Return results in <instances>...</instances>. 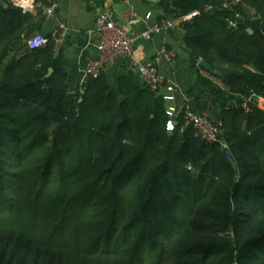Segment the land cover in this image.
<instances>
[{
  "label": "trees",
  "instance_id": "obj_1",
  "mask_svg": "<svg viewBox=\"0 0 264 264\" xmlns=\"http://www.w3.org/2000/svg\"><path fill=\"white\" fill-rule=\"evenodd\" d=\"M3 1L0 264H264V109L244 107L264 96V0L156 2L159 22L197 12L181 27L195 86L219 107L214 143L183 127L184 109L169 133L168 101L139 78L72 89L51 36L24 43L42 11Z\"/></svg>",
  "mask_w": 264,
  "mask_h": 264
},
{
  "label": "crops",
  "instance_id": "obj_2",
  "mask_svg": "<svg viewBox=\"0 0 264 264\" xmlns=\"http://www.w3.org/2000/svg\"><path fill=\"white\" fill-rule=\"evenodd\" d=\"M48 1L56 4V13L53 19H45L40 33L50 37L59 23H65L68 26L66 37L58 43V50L63 53L67 63L72 89L84 87L89 79L85 69L89 60L97 55L99 37L96 32V21L101 13L112 12L114 17L133 35H140L151 29L159 22L158 17L161 13L156 7L157 0ZM132 10L137 15L127 20L125 13ZM148 14H150L149 17ZM181 22V19L175 20L173 28L155 32L149 38H137L134 45V56L117 59L113 65L106 68L103 73L104 77L114 80L115 76L128 75L138 79L136 61L147 62L161 55L159 73L172 82L177 89L176 99L168 101L169 107L190 106L199 112H205L212 120L217 121L219 120V107L215 99L206 88L195 86L196 75L188 66L189 54L186 50L185 34ZM164 50L173 52L174 57L168 59L164 55ZM22 53L26 52L19 50L18 57ZM202 74L209 75L206 71ZM193 86L194 94L190 95L189 90Z\"/></svg>",
  "mask_w": 264,
  "mask_h": 264
},
{
  "label": "built area",
  "instance_id": "obj_3",
  "mask_svg": "<svg viewBox=\"0 0 264 264\" xmlns=\"http://www.w3.org/2000/svg\"><path fill=\"white\" fill-rule=\"evenodd\" d=\"M240 0H230L224 4L225 7L236 5ZM14 6L20 8L24 13H38L42 11V15L46 20H51L55 17L56 4L44 5L41 0H12ZM209 8H211L209 6ZM197 12H193L181 20H190ZM137 13L135 11H127L125 17L131 20ZM148 17L150 14L147 15ZM230 24H235L231 21ZM175 25V20L167 19L157 22L154 26L141 33L140 35L131 34L113 15L112 12L107 11L101 13L96 21V32L99 37L97 44V55L91 58L85 69L87 77H97L104 73L106 68L113 65L117 59L121 57H133L135 41L139 37L149 38L151 34L162 30H169ZM69 28L65 23H59L53 30L51 37L60 43L67 35ZM48 36L39 33L34 34L28 41L27 46L30 49L45 46L48 43ZM164 55L168 59L174 57V53L164 50ZM138 66V78L148 86L151 90L159 93L163 99L172 101L176 99V86L166 80L158 70L159 64L162 62V56L158 55L153 60L147 62L136 61ZM250 102L256 103L259 107L264 109V96L251 95L244 107L249 109ZM184 109L183 125H192L196 134L202 137L209 143H214L219 140V133L221 131V122L212 120L205 112H199L190 106L179 108L177 106L168 107L169 120L167 121V130L172 132L175 130L177 118Z\"/></svg>",
  "mask_w": 264,
  "mask_h": 264
},
{
  "label": "water",
  "instance_id": "obj_4",
  "mask_svg": "<svg viewBox=\"0 0 264 264\" xmlns=\"http://www.w3.org/2000/svg\"><path fill=\"white\" fill-rule=\"evenodd\" d=\"M0 5H2L3 7H8V5L3 1V0H0ZM248 31L250 33H253V30L252 29H248ZM40 31H35V34H39ZM24 43L26 44L27 43V40H24ZM58 56V53L55 54V57ZM199 65L207 70H209L210 72H215L216 74H220V71L218 70H214L205 60H200L199 62ZM52 73V69L49 71V74L50 75ZM120 100L122 101L123 100V97L120 98ZM171 133V132H169ZM223 153L225 154V156L230 160V162L235 165V159L232 155V153L230 152L229 148L228 147H224L223 148Z\"/></svg>",
  "mask_w": 264,
  "mask_h": 264
},
{
  "label": "rangeland",
  "instance_id": "obj_5",
  "mask_svg": "<svg viewBox=\"0 0 264 264\" xmlns=\"http://www.w3.org/2000/svg\"><path fill=\"white\" fill-rule=\"evenodd\" d=\"M215 79H216V81L222 82V81H221L219 78H217V77H216Z\"/></svg>",
  "mask_w": 264,
  "mask_h": 264
}]
</instances>
